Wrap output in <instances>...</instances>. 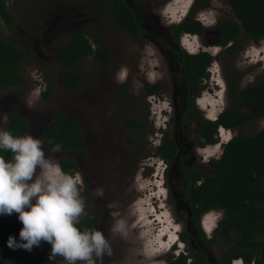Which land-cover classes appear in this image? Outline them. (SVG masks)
<instances>
[{"label":"rangeland","instance_id":"rangeland-1","mask_svg":"<svg viewBox=\"0 0 264 264\" xmlns=\"http://www.w3.org/2000/svg\"><path fill=\"white\" fill-rule=\"evenodd\" d=\"M127 1L146 33L141 41L134 40L106 18L105 7L108 9L110 0H6L8 9L17 18L18 36L30 44L39 62L25 60L26 83L16 90L0 91V130H4L8 114L18 112L31 122V135L44 142L43 129L56 111L63 110L74 116L82 126L87 150L85 154L69 153L79 166L73 175L81 177L80 195L85 188L91 190L92 201L100 213V230L111 247V255L105 253L102 258L93 257L96 264H169L171 252L175 248L184 249L180 243L179 224L184 229H188L189 224L190 202L184 191V168L201 162L203 155L219 159L223 149L217 144L200 154L191 129L181 136L190 147H184V159L167 169L166 163L155 155L166 127L164 111L169 108L158 98H145L143 85L163 79L160 83L162 94L173 101L178 97L181 104L178 95L184 96L185 78L173 52L177 48L174 26L187 18L194 0H171L162 5L151 0ZM212 2V11L200 16L204 23L212 24L233 15L222 0ZM91 23L99 25L108 38L112 52L110 63L101 68L95 66L92 58L85 60L78 65L82 79L78 90L67 91L65 69L57 62L56 55L69 42L67 34ZM11 36L12 31L0 19V38ZM217 39L216 34L207 32L203 42L187 34L180 40L194 54L205 51L219 58L210 69V77L204 81L206 88L200 99L202 103L206 102L203 103L204 114L214 121L230 105L226 92V66L245 73V87L264 74V66L257 65L260 59L253 57L255 53H261L263 44L248 41L239 55L228 58L223 48L213 47ZM248 55L252 58L248 59ZM48 76L53 92L49 98H44L49 87ZM124 85L128 96L115 99L114 95ZM180 111L182 113V109ZM128 117L144 123L142 142H138L137 134L123 125ZM260 131H264L263 118L250 121L241 132L222 131L220 134L232 139L239 133L252 136ZM44 145L48 155L59 162L62 155L51 152L45 142ZM137 149L141 153H137ZM99 190L103 195L96 194ZM110 204L114 205L111 209ZM86 206L91 205L87 202ZM113 212L118 214V219L124 220V234L111 231ZM223 217V211H210L202 216V223L205 226L208 223L207 228L213 230ZM192 225H195L194 219ZM192 235L197 240V247L208 252L212 263L218 264L226 255L227 250L221 245L210 247L196 231H192ZM33 250L36 255L50 253V246L44 244ZM26 252L13 251L5 245L0 249V264L4 259L7 264H21L19 258ZM240 261L233 264H243ZM54 264L67 262L57 255Z\"/></svg>","mask_w":264,"mask_h":264},{"label":"trees","instance_id":"trees-1","mask_svg":"<svg viewBox=\"0 0 264 264\" xmlns=\"http://www.w3.org/2000/svg\"><path fill=\"white\" fill-rule=\"evenodd\" d=\"M136 2L142 0H134ZM156 4H165L171 0H151ZM233 15L223 18L215 27L220 35V45L225 47L224 54L228 58L237 56L245 43L264 42V0H223ZM209 0H196L189 18L174 26V37L179 41L182 34L203 35L205 27L194 18L197 11L207 8ZM105 15L118 29L125 30L134 40L141 41L145 34L134 9L127 0H110ZM0 19L12 31L8 39L0 38V90H16L26 83L24 62L27 59L39 62L33 48L16 31L17 18L7 7L6 0H0ZM69 42L56 55L57 62L65 69V89L71 92L78 90L81 76L78 65L87 59L93 60L95 66L106 67L112 56L108 38L99 25L88 24L81 30L68 34ZM180 65L187 75V83L192 92L200 95L206 86L202 82L209 78V68L217 60L208 52L189 54L183 51ZM225 77L228 83L230 106L215 121H203L194 104L188 113H193L199 136L205 141L202 145H215L218 142V129L240 130L258 118L264 119V74L247 88L241 87L243 73L230 66L225 67ZM49 88L43 94L44 98L52 95L50 77ZM124 85V90L126 89ZM148 95L160 94V84L145 83ZM127 95V93L125 94ZM116 98H121L117 94ZM123 125L134 132L137 141H143L144 123L138 118L128 117ZM4 131L13 135H26L31 131L28 120L18 113H11L4 126ZM45 144L50 148L61 146L57 153L62 155L59 164L65 172L74 174L79 166L69 153L85 154L87 146L83 129L79 121L69 113L58 110L51 122L43 130ZM131 141V139L129 140ZM135 140H133L134 142ZM132 142V141H131ZM135 143L136 148L139 143ZM134 144V143H133ZM141 153V150H136ZM10 157V153H0ZM155 155L170 164L177 156L175 143L167 137L156 148ZM210 173L202 171L201 166H195L185 171V195L191 202L195 218L210 211H223L224 217L219 223L215 236L208 241L210 247L221 245L226 248V255L218 264H232L235 260H243L246 264H264V131L249 136L238 134L224 146L223 155L212 159L209 164ZM199 181H202L199 183ZM89 189L81 193L84 215L80 219V227L100 230V214L92 201ZM21 225L15 217H0V249L5 246L10 234H18ZM183 240L187 239L186 233ZM196 253L197 261L193 264H209L207 256L202 251L191 249ZM51 253L36 255L34 250L26 252L19 258L21 264H54ZM194 256V257H195ZM190 256L171 255L170 264H188ZM2 260L1 264H7Z\"/></svg>","mask_w":264,"mask_h":264},{"label":"clouds","instance_id":"clouds-1","mask_svg":"<svg viewBox=\"0 0 264 264\" xmlns=\"http://www.w3.org/2000/svg\"><path fill=\"white\" fill-rule=\"evenodd\" d=\"M60 150L56 145L51 152ZM0 153L11 154L7 158L0 155V217L15 216L21 225L18 234L7 237L6 247L31 252L47 244L50 258L59 255L67 264H96L93 257L111 255L103 231L80 227L84 214L80 175L65 172L57 159L48 155L40 138L0 130ZM111 216V231L124 234V220L115 212Z\"/></svg>","mask_w":264,"mask_h":264},{"label":"flooded vegetation","instance_id":"flooded-vegetation-1","mask_svg":"<svg viewBox=\"0 0 264 264\" xmlns=\"http://www.w3.org/2000/svg\"><path fill=\"white\" fill-rule=\"evenodd\" d=\"M189 1H191V0H189ZM210 1V5H209V7H207V8H204V9H201V10H199V11H197L196 13H195V15H194V18L196 19V20H198V21H200L201 23H202V25L205 27V31H204V33H203V35H199V34H187V35H194L195 37H197L198 38V41H201V42H203V38L205 37V35H206V33L207 32H211V33H214V34H216V36H218V39H217V44L216 45H214L213 47H216V48H223L224 49V51L226 50V48L225 47H223V46H221L220 45V40H219V38H220V35H219V33L215 30V27L219 24V22L223 19V18H220L218 21H216L215 23H212V24H206V23H204L203 21H201L200 20V16L202 17V15H204L205 14V12H207V11H212V6H213V0H209ZM223 1V0H222ZM224 2V1H223ZM195 3H196V0H194V2H193V7H192V9H191V11L189 12V14H188V16H187V18L185 19V20H187L188 18H189V15L191 14V12H192V10H193V8H194V6H195ZM225 3V2H224ZM227 5V4H226ZM191 8V7H190ZM187 9H188V6H187ZM187 9H185V10H187ZM177 18H179V17H177ZM224 18H226V17H224ZM183 20V19H182ZM184 20V21H185ZM183 21V22H184ZM182 22V23H183ZM181 24V23H180ZM68 35V34H67ZM184 35H186V34H182L181 35V38L184 36ZM144 36H146V33L145 34H143L142 35V39L144 38ZM181 38H180V40H181ZM173 40H175V39H173ZM177 41V48L175 49L177 52H175V50H173V52L177 55V57H178V65H179V68H180V70H181V72H182V74L184 75V78H185V93L183 94L184 96H181V95H178V96H180L181 97V100H182V102H181V104H179L178 103V97H177V99H174V101L173 100H170L169 98H166V96L164 95V94H162V86L160 87V94H155V95H148L147 93H148V90L146 89V87H145V83H147V82H144V85H143V91H144V96H145V98H147V99H149V98H152V99H157L160 103H165L167 106H168V108H169V110H167V109H165V118H167L166 120H165V122H166V124H165V128H163L164 129V132H162V138H161V140H160V144L163 142V140L167 137L168 139H170V140H172L174 143H175V145H176V147H177V156L175 157V160L170 164L168 161H166V160H164V159H162L163 160V162L164 163H166V168L168 169L170 166H173L174 164H175V162H177L178 160H182V159H184V158H182L184 155H183V150H184V147H186V148H190L189 147V144H186V143H184L182 140H181V136L185 133V131H187V130H191L192 129V132H193V134H194V136H195V140H196V143H197V145H196V147L198 148V150H197V152H199L200 154H201V151H204V150H206L208 147H215L217 144H220V147L223 149V151H224V146L226 145V144H228L232 139H227V138H224V137H226V136H224L222 133L220 134V132H222V131H233V130H227V129H225V128H223V127H220L219 129H218V134H217V139H218V142L215 144V145H202L201 143H204L205 141L199 136V134H198V132H197V128H198V125H197V123H196V121L193 119V113L191 112V113H188V110H189V108L194 104V106H195V108L198 110V112L200 113L199 114V116H200V118L203 120V121H214V120H212V119H210L208 116H206L205 114H204V109H203V103L204 104H206V102H201V95H202V93L204 92V90L205 89H203L202 90V92H201V94L198 96V95H196L195 96V94L192 92V90L189 88V86H188V83H187V75L185 74V71H184V69L181 67V65H180V60H181V58H180V56L183 54V51H185V52H187V53H189V54H194L192 51H191V49L190 48H188L186 45H183L181 42L182 41ZM254 43V42H253ZM255 44H260V45H264V42H260V43H255ZM190 45H192V44H190ZM200 47L203 49V47L200 45ZM245 47V46H244ZM244 50V49H243ZM242 50V51H243ZM257 50V49H256ZM241 51V52H242ZM60 52V51H59ZM202 52H205V51H202ZM240 52V53H241ZM178 53V54H177ZM199 53H201V52H199ZM199 53H196V54H199ZM209 53V52H208ZM239 53V54H240ZM211 55H213L212 53H210ZM238 54V55H239ZM214 56V55H213ZM258 56V58L260 59L259 61H257V65L259 64V65H261V66H264V46H263V48L261 49V53H255V55L253 56V57H257ZM215 57V56H214ZM217 58V60L219 59L218 57H216ZM252 58V56L251 55H248V59H251ZM217 60L215 61V62H217ZM214 62V63H215ZM109 63H110V61H109ZM214 63L212 64V66L214 65ZM109 65V64H108ZM107 65V66H108ZM211 66V67H212ZM211 67L209 68V70H208V72L210 73L211 71H210V69H211ZM104 68V67H103ZM106 68V67H105ZM263 70H264V67H263ZM241 73H243L242 71H240ZM209 77H210V75H209ZM244 77H245V73H243V78H242V80H241V87L244 89V88H247L248 86H250V85H248V86H243V79H244ZM161 80H163V79H160V80H158V81H156V82H154L153 84H151V85H157V84H160V83H162L161 82ZM206 81V80H205ZM148 82H150V81H148ZM150 84V83H149ZM202 86H206L205 84H204V81L202 82V84H201ZM219 85V84H218ZM220 86V85H219ZM49 88V87H48ZM206 88V87H205ZM66 90V89H65ZM0 91H3V90H0ZM4 91H6V90H4ZM68 91V90H67ZM228 91H229V88H228V83H227V87H226V92H227V96H228ZM46 92V91H45ZM124 92V94H122ZM127 93V95H125ZM117 94H119V95H121V96H123V95H125V96H128V92H126V89L124 90V88L122 89V90H120L118 93H116L115 95H114V98L115 99H117L116 98V95ZM165 97V98H164ZM163 98V99H162ZM122 100H124V97H123V99ZM229 106L230 105H228V107L227 108H229ZM226 108V109H227ZM182 109V113H181V110ZM225 109V110H226ZM224 110V111H225ZM223 111V112H224ZM222 112V113H223ZM11 113H14V112H11ZM11 113H9L8 114V116H7V121H8V117H9V115L11 114ZM15 113H18V112H15ZM221 113V114H222ZM19 114V113H18ZM21 117H23V118H25L26 120H28L26 117H24V116H22L21 114H19ZM220 116V115H219ZM219 116H218V118H219ZM217 120V119H216ZM29 121V120H28ZM51 122V121H50ZM29 123H30V125H31V122L29 121ZM6 124V123H5ZM47 126V125H46ZM45 126V127H46ZM44 130V129H43ZM31 132H32V125H31V131L29 132V134H31ZM84 133V132H83ZM44 140V139H43ZM44 142H45V140H44ZM134 143V142H133ZM85 144H86V142H85ZM159 144V145H160ZM186 152H188V151H186ZM198 153V154H199ZM82 154V153H81ZM222 155H223V152H222ZM221 155V156H222ZM221 158V157H220ZM212 159H214V158H212V157H208V158H206L204 155L202 156V161L201 162H199V163H197V164H194V165H189V166H185V168H184V191H185V187H186V182H185V171L186 170H188V169H190V168H193V167H195V166H201V169H202V171H204V172H206V173H210L212 170H211V168L209 167V164H210V162L212 161ZM200 182H202V181H199V183ZM86 189H89V188H85V190ZM85 190L82 192L83 194L85 193ZM90 190V189H89ZM91 191V190H90ZM92 193V192H91ZM93 195V194H92ZM186 196V195H185ZM187 199V198H186ZM188 200V199H187ZM189 201V200H188ZM190 202V201H189ZM96 206V205H95ZM97 208V207H96ZM98 210V209H97ZM99 212V211H98ZM100 214V213H99ZM207 214V213H206ZM205 215V214H204ZM203 216V215H202ZM202 216L200 217V220L198 221L196 218H195V216H194V213H193V209H192V207H191V202H190V207H189V209H188V212H187V217H188V229L187 228H185L184 229V227H183V225H181V224H179L180 225V227H181V231L179 232V238H180V243L181 244H183L184 245V249H181V248H179V249H174L171 253V255H173L174 257H180L181 256V254H184V255H186L187 257L188 256H190V258H189V262H188V264H193L195 261H197V256H195L196 255V253H194V252H192V250L191 249H195V250H197V251H200V252H202V250L200 249V248H198L197 247V244L195 243V241L197 242V240H195V236L194 235H192L191 236V233H192V231H196L197 232V236H201V237H203L205 240H206V243H207V245H208V241L209 240H211L214 236H215V234L214 233H216V230L218 229V227H219V223H218V225H217V227H215V228H213V230H211V228H207V224H206V226L202 223ZM192 219H194V223H195V225L193 226L192 225ZM183 224V223H182ZM182 227H183V229H182ZM209 232H211V235H209ZM186 233V235H187V239L186 240H183V235ZM208 238V239H207ZM197 239V238H196ZM178 240V239H177ZM209 246V245H208ZM214 247V246H213ZM204 253H205V255L208 257L207 258V262L209 263V264H214V263H212L211 262V259H210V255L208 254V252H206V251H203ZM195 256V257H194ZM263 258H264V255H263ZM241 260V259H240ZM239 260H235V261H233V263H235V262H238ZM264 261V260H263ZM240 262H242L243 264H246L243 260H241ZM232 263V264H233ZM170 264V263H169Z\"/></svg>","mask_w":264,"mask_h":264},{"label":"bare ground","instance_id":"bare-ground-1","mask_svg":"<svg viewBox=\"0 0 264 264\" xmlns=\"http://www.w3.org/2000/svg\"><path fill=\"white\" fill-rule=\"evenodd\" d=\"M182 1H183V0H182ZM164 231H166V230H164ZM164 231H163V232H164ZM160 239H161V238H160ZM172 239H174V236L172 237ZM122 256H123V255H122ZM125 260H126V259H125ZM132 263H133V262H132Z\"/></svg>","mask_w":264,"mask_h":264},{"label":"water","instance_id":"water-1","mask_svg":"<svg viewBox=\"0 0 264 264\" xmlns=\"http://www.w3.org/2000/svg\"><path fill=\"white\" fill-rule=\"evenodd\" d=\"M218 118V117H217Z\"/></svg>","mask_w":264,"mask_h":264}]
</instances>
